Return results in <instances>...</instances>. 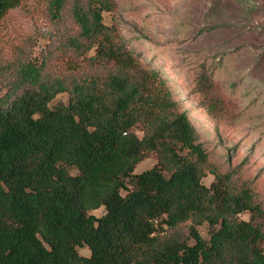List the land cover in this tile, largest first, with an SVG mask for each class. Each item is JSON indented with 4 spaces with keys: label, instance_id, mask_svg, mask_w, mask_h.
Returning <instances> with one entry per match:
<instances>
[{
    "label": "trees",
    "instance_id": "1",
    "mask_svg": "<svg viewBox=\"0 0 264 264\" xmlns=\"http://www.w3.org/2000/svg\"><path fill=\"white\" fill-rule=\"evenodd\" d=\"M27 1L0 0V22ZM48 4L55 20L69 13L75 32L40 64L21 50L0 62V264H264V207L228 175L203 183L209 154L188 111L104 23L112 0ZM92 50L105 74L81 75L74 61L68 74L51 71ZM61 93L68 104L51 107ZM151 153L155 166L135 173ZM102 207V217L91 214ZM188 221L193 244L163 240V226ZM204 223L209 240L196 231Z\"/></svg>",
    "mask_w": 264,
    "mask_h": 264
},
{
    "label": "rangeland",
    "instance_id": "2",
    "mask_svg": "<svg viewBox=\"0 0 264 264\" xmlns=\"http://www.w3.org/2000/svg\"><path fill=\"white\" fill-rule=\"evenodd\" d=\"M71 2V0H68ZM104 23L116 27L142 62L158 72L188 111L209 162L203 183L216 173L228 175L237 188H248L264 207V0H112ZM48 0H28L0 22V62L23 59L40 64L48 46L77 27L68 12L55 20ZM86 57L68 54L51 64V71L68 74L67 61L77 62L79 74H105L107 68ZM68 93L51 102L68 104ZM214 106V107H212ZM136 133L142 137V132ZM157 154L139 163L135 173L155 166ZM77 174V171H72ZM126 192L123 191V194ZM96 217L105 208L92 211ZM249 221L250 213L240 215ZM192 221L176 229L163 226V240L193 244ZM210 239L208 223L196 227ZM264 248V244H262ZM79 253L89 256L88 248Z\"/></svg>",
    "mask_w": 264,
    "mask_h": 264
}]
</instances>
